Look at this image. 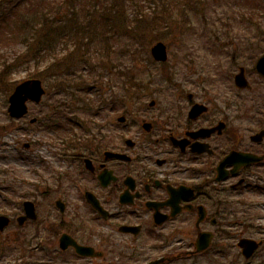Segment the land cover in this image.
I'll list each match as a JSON object with an SVG mask.
<instances>
[{
	"label": "flooded vegetation",
	"instance_id": "flooded-vegetation-1",
	"mask_svg": "<svg viewBox=\"0 0 264 264\" xmlns=\"http://www.w3.org/2000/svg\"><path fill=\"white\" fill-rule=\"evenodd\" d=\"M225 32L211 59L181 57L193 67L180 82L173 65L170 87L156 89L153 103L143 88L126 103L121 88L110 107L120 109L117 123L91 133L85 152L63 159L62 169L48 168L53 185L40 194L52 198L54 213L42 217L34 202L35 219L23 223L52 241L38 264H176L212 247L211 255L226 256L213 244L229 235L222 225L237 220L242 198L264 195L250 181L264 172V72L256 67L264 44ZM250 155L261 158L247 162ZM201 232L211 240L197 251ZM63 237L91 254L62 247Z\"/></svg>",
	"mask_w": 264,
	"mask_h": 264
},
{
	"label": "rangeland",
	"instance_id": "rangeland-1",
	"mask_svg": "<svg viewBox=\"0 0 264 264\" xmlns=\"http://www.w3.org/2000/svg\"><path fill=\"white\" fill-rule=\"evenodd\" d=\"M1 1L8 3L10 19L0 26V70L9 65L8 81H0V210L13 220L0 233V264H38L43 257L40 248L51 246L50 240L48 244L38 240L33 225L18 226L14 217L21 213L24 199L33 200L42 217L46 212L53 215V200L42 197L40 189L53 185L48 168L65 166L59 145L60 135L72 126L68 118L115 125L120 109L110 107L117 104L115 100L119 103L121 87L126 103L141 88L146 102L159 97L156 89L170 87L173 65L176 80L193 67L186 66L181 57L197 55L201 61L217 55L215 42L226 38L224 30H229L233 41L264 44V0ZM156 41L167 47L168 58L163 63L150 55V46ZM54 56L69 63L67 70L60 67L68 76L50 75L46 70ZM32 74L42 80L46 92L40 103H28L27 116L12 119L6 110L7 98L17 83ZM68 84L76 85L67 89L72 95L58 88ZM82 86L86 91L76 90ZM81 96L84 101L78 100ZM56 101L68 105L56 109ZM50 115L61 124L53 121V128L42 125ZM31 117L38 121L29 123ZM250 181L264 185V172L257 171ZM242 200L237 220L222 225L229 231L228 237L213 241L226 256L211 255L212 247L205 255L176 264H264V195L254 193ZM242 236L263 239L248 261L237 247Z\"/></svg>",
	"mask_w": 264,
	"mask_h": 264
},
{
	"label": "water",
	"instance_id": "water-1",
	"mask_svg": "<svg viewBox=\"0 0 264 264\" xmlns=\"http://www.w3.org/2000/svg\"><path fill=\"white\" fill-rule=\"evenodd\" d=\"M150 53L155 60L165 61L167 58L166 46L163 42L157 41L150 48ZM257 67L261 72H264V55L258 60ZM236 80L239 82L240 77H236ZM44 94V89L42 87L41 81L38 78H29L21 81L15 87L12 93L8 96V107L7 111L11 117L20 118L27 113V104L28 100L35 103L40 102L42 95ZM153 103V102H151ZM31 122L35 121V118L30 120ZM257 160V158H255ZM252 159V160H255ZM89 160H86V165H88ZM24 215H21L17 218L19 224H22L24 220L28 217L35 218L34 204L31 201L23 202ZM9 218L5 215H0V231L4 229L5 226L9 224ZM61 241H65L62 244V247H65L69 242L76 247V250L82 255H90L91 248L79 246L73 241H66L65 237ZM208 235L201 234L197 240L198 250L204 249L208 245ZM242 250V254L245 257H249L253 251L258 247L259 243L253 239L241 238L238 242Z\"/></svg>",
	"mask_w": 264,
	"mask_h": 264
},
{
	"label": "trees",
	"instance_id": "trees-1",
	"mask_svg": "<svg viewBox=\"0 0 264 264\" xmlns=\"http://www.w3.org/2000/svg\"><path fill=\"white\" fill-rule=\"evenodd\" d=\"M8 13H9L8 12V3L7 4H2V1L0 0V26L2 25V23L4 21H5V23H7V21L9 22L8 19H10V18L7 16ZM75 41H76V38H75ZM59 57L60 56H54L53 60L51 62L47 63L48 66H47L46 70H50L52 72V73H49L50 75L68 76L69 74L66 71H64L63 69L60 70V67L62 65H64V67L67 70V66L69 65V63L61 60ZM7 68H9V65H5L4 68H2V70H0V81L1 82H4V79H6L8 81L7 76H8L9 69L7 70ZM33 75L34 74H32L31 76H33ZM33 77H38V76H33ZM66 79H67L68 82L71 80L70 77H67ZM61 82H65V81H61ZM75 86L76 85H72L71 86V85L68 84V85L65 86L66 87L65 88V87L59 85L58 88L59 87L62 88V89H59V90H62L67 95L68 94L72 95V93H69L67 91V89L68 88L73 89V87H75ZM85 89H87V88H83V86H82L81 88L79 87L76 90L77 91H86ZM64 93H62V94H64ZM79 100L84 101L83 96H81V98ZM84 104H85L84 105L85 109L89 110V108L87 107V103L84 102ZM67 105H68L67 103H59V102L56 101L55 108L57 109L59 107H67ZM90 115H92V114L90 113ZM75 118L76 117L68 118V121L72 122V126L71 127H66V131L63 134L60 135L61 136L60 145H61V148H62L61 150H62V152L66 153V154H68L69 152H74V151L85 152L86 149L82 148V147H83V144H86V138L82 137V135H83L82 133H84L87 128L81 122H83L84 124H87V125L93 123V122H91L90 119L84 121L83 119L80 120L79 117L76 118V119ZM45 121H46V124L43 122L42 125H46L48 127H52L51 125L54 124V122H56L58 124H61L56 119H52V115L48 116L45 119ZM59 126L60 125H58V127ZM73 126H76L80 130H82V131H80V135L78 134V132L75 131ZM80 144H81V146H80Z\"/></svg>",
	"mask_w": 264,
	"mask_h": 264
}]
</instances>
